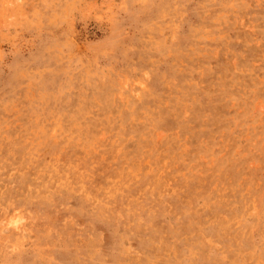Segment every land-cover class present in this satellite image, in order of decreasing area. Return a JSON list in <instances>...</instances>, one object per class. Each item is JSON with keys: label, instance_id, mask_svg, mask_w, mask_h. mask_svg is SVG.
I'll return each mask as SVG.
<instances>
[{"label": "rangeland", "instance_id": "rangeland-1", "mask_svg": "<svg viewBox=\"0 0 264 264\" xmlns=\"http://www.w3.org/2000/svg\"><path fill=\"white\" fill-rule=\"evenodd\" d=\"M0 264H264V0H0Z\"/></svg>", "mask_w": 264, "mask_h": 264}]
</instances>
